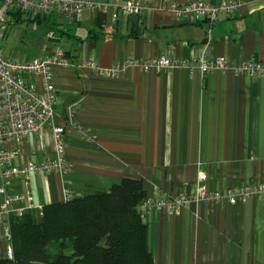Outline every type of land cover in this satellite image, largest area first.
<instances>
[{"label": "crops", "instance_id": "1", "mask_svg": "<svg viewBox=\"0 0 264 264\" xmlns=\"http://www.w3.org/2000/svg\"><path fill=\"white\" fill-rule=\"evenodd\" d=\"M114 24L109 16L83 10L74 23L58 14L28 22L17 16L3 41L4 56L16 62L60 47L70 69H56L51 125L64 129L65 174L34 176L29 189L41 205L63 203L67 193L108 190L124 179L139 180L146 197L195 196L198 173L221 192L264 184V76L233 71L200 77L192 66L226 58L239 66L264 62V0H243L237 14L208 26L188 25L159 0ZM186 5L195 0H173ZM213 3L221 0H211ZM53 31L55 41L45 38ZM166 59L174 69L143 71L131 62ZM118 67L116 78L88 67ZM25 82L42 90L38 77ZM51 125L17 147V165L55 157ZM147 248L154 264H264V197L236 205L191 202L178 214L149 211ZM0 225V259L7 243Z\"/></svg>", "mask_w": 264, "mask_h": 264}, {"label": "built area", "instance_id": "2", "mask_svg": "<svg viewBox=\"0 0 264 264\" xmlns=\"http://www.w3.org/2000/svg\"><path fill=\"white\" fill-rule=\"evenodd\" d=\"M243 0H195L186 5H178L173 0H159L158 10L167 9L178 21L188 25L212 26L220 18L232 19ZM147 7L140 0H0V225L4 227L7 243L3 258L13 259L10 245L9 225L12 219H19L28 214L41 215L43 205L38 204L29 189L34 176L46 174H65L70 168L63 157L64 129L51 125L53 108L56 102V91L53 85L56 69H70L71 63L60 47H55L48 55L22 62L11 61L4 56L2 41L14 15L24 16L34 23L55 14L63 16L69 24L75 22L83 10H90L97 15L109 16L114 24L122 19L138 17ZM45 38L55 41L53 31H48ZM89 69L98 77L116 78L118 67L102 70L94 61L88 62ZM143 71L155 68L159 71L186 66L185 63L166 59H151L143 62H131ZM200 77L213 72L233 71L240 76H264V62L248 61L239 66L233 65L226 58L212 61L202 59L192 68ZM26 76H35L42 82V90L37 91L25 82ZM51 125L55 141V157L42 163L25 162L16 164L20 155L17 147L8 148V143L20 145L31 137H40L44 127ZM208 177L205 173L197 175L195 196L145 197L138 206L140 213L149 211H168L179 213L191 202H201L208 207L214 204L236 205L249 198L264 197V184L259 187H241L221 192H212L207 187ZM67 193L65 201L70 198Z\"/></svg>", "mask_w": 264, "mask_h": 264}, {"label": "trees", "instance_id": "3", "mask_svg": "<svg viewBox=\"0 0 264 264\" xmlns=\"http://www.w3.org/2000/svg\"><path fill=\"white\" fill-rule=\"evenodd\" d=\"M97 22L101 26L104 15ZM145 197L141 181L124 179L108 190L89 189L63 203L44 205L40 216L12 219L13 259H0V264H154L147 224L138 210Z\"/></svg>", "mask_w": 264, "mask_h": 264}, {"label": "rangeland", "instance_id": "4", "mask_svg": "<svg viewBox=\"0 0 264 264\" xmlns=\"http://www.w3.org/2000/svg\"><path fill=\"white\" fill-rule=\"evenodd\" d=\"M50 250H51L54 254L57 253V251H56V247L54 246V244H51V245H50ZM70 253H71V249H70V248H69V249H66L65 254H70Z\"/></svg>", "mask_w": 264, "mask_h": 264}]
</instances>
